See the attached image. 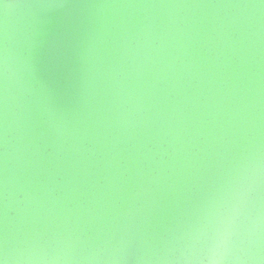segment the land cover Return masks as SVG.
<instances>
[{
	"label": "water",
	"instance_id": "obj_1",
	"mask_svg": "<svg viewBox=\"0 0 264 264\" xmlns=\"http://www.w3.org/2000/svg\"><path fill=\"white\" fill-rule=\"evenodd\" d=\"M264 264V0H0V264Z\"/></svg>",
	"mask_w": 264,
	"mask_h": 264
},
{
	"label": "clouds",
	"instance_id": "obj_2",
	"mask_svg": "<svg viewBox=\"0 0 264 264\" xmlns=\"http://www.w3.org/2000/svg\"><path fill=\"white\" fill-rule=\"evenodd\" d=\"M10 2H14V0H10ZM226 243H227L226 236H221L215 248L211 250L208 259V264H222V261L224 260L223 251L225 249Z\"/></svg>",
	"mask_w": 264,
	"mask_h": 264
}]
</instances>
